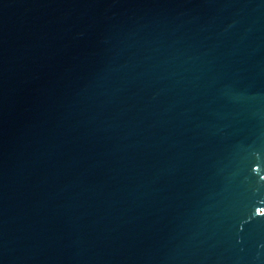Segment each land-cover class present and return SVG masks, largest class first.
<instances>
[{"label":"water","instance_id":"95a60500","mask_svg":"<svg viewBox=\"0 0 264 264\" xmlns=\"http://www.w3.org/2000/svg\"><path fill=\"white\" fill-rule=\"evenodd\" d=\"M0 264H264V0H0Z\"/></svg>","mask_w":264,"mask_h":264}]
</instances>
